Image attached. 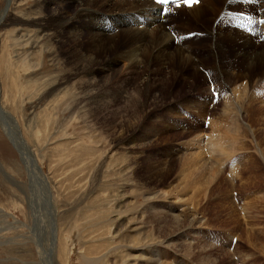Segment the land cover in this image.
<instances>
[{"label": "rangeland", "instance_id": "374dc122", "mask_svg": "<svg viewBox=\"0 0 264 264\" xmlns=\"http://www.w3.org/2000/svg\"><path fill=\"white\" fill-rule=\"evenodd\" d=\"M44 3L0 0V264H85L86 254L101 257L96 264H144L139 245L122 249L112 236L109 219L117 216L114 210L120 218L134 215L142 228L152 224L146 231L152 243L162 238L157 227L169 226L170 233L179 234L183 248L174 250L178 261L169 259L167 264H200L205 254L213 256V264H240L231 256L235 249L252 253L256 264H264V159L258 153L264 152V63L251 69L235 65L232 52L224 54L227 47L232 51L225 35L212 39L217 42L213 51V42L193 30L202 21L177 18L167 20L173 28L169 35L175 43L182 36L196 51V71L177 60L162 68L144 50L146 42L138 45L134 35L117 29L110 36L103 27L106 39L97 40L96 23L103 22L97 20L104 13L71 22L79 25L78 34L81 27L88 28L86 34L81 29L78 40L50 20ZM72 8L63 6L69 16ZM215 13L202 23L207 29L217 27ZM53 24L61 29L53 33ZM258 41L263 55L264 42ZM135 48L142 51V63L127 61ZM256 51L250 46L251 53ZM59 78H66L62 85ZM242 85L247 97L236 105H242V130L234 148L221 157L219 175L207 184L198 173L192 176L184 169L189 154L185 142L210 133L211 117L221 125L219 133L227 135L233 120L222 118L223 105ZM124 120L133 127L126 139L116 127ZM12 131L32 163L22 160L9 142ZM115 192L125 193L121 202L114 200ZM190 228L207 234L206 248H196V230ZM187 246L194 249L196 260L184 257ZM153 249L159 258L165 255L152 246L153 255Z\"/></svg>", "mask_w": 264, "mask_h": 264}, {"label": "bare ground", "instance_id": "6f19581e", "mask_svg": "<svg viewBox=\"0 0 264 264\" xmlns=\"http://www.w3.org/2000/svg\"><path fill=\"white\" fill-rule=\"evenodd\" d=\"M43 2H45L44 3L45 6L48 7V9H49L48 17L50 18V20H52V22H54V23L56 20L57 22L60 23L61 26L64 25L62 27H67L69 37H77V39H78L80 37V34L83 35V33H82L83 31L85 34L87 32L88 28L84 29L83 27H81V29H83V31L81 29H79L80 34H78V32L76 31V28H78L79 25L76 23H71V22L75 21L76 18L82 17L83 20H85V18H87V17L88 18L90 16L94 17V15L96 13L102 12L104 14L101 15V17L97 21H103V22H101V24L99 22L96 23L97 25H99L98 26V32L94 34V36L97 40L101 41V39H106V36H104V35L107 33H105V30H104L105 28L103 29V27H106V29L109 31V35L111 34L110 33L111 30H117L118 29L119 33L122 32L123 35H126L128 37L134 35L135 42L138 45H141L142 43L146 42L147 47L144 50L146 52L148 49L150 50V53H149L150 59H152L156 63V65H161L160 67L163 68L164 65L168 63V61H170V60L176 61L177 60V61L181 62L182 64H184L185 67H188L187 69L189 71L190 70L196 71L195 70L196 66L194 67V65H195L194 64V62H195L194 56H196L195 55L196 51H193V50L191 51V48H189V46L187 47V45L183 41L182 36H180L178 39V42L175 43L174 37H171L169 35V33L172 32L173 28L170 25H168L167 23L174 21V20H177V18L178 19L179 18L180 19L185 18L186 20L193 18L192 20H189V21L191 22V21L195 20V21H199V22L202 21V23H205V21L209 19V16H211L212 14H214L216 12V10H218L216 12L217 14L215 13V15L213 16V20H212V22H214L216 17L221 16L219 18L218 22L217 23L215 22L216 24H218L217 27H214V26H216V25H214L213 27L211 26V28L209 27V29H207L205 26L202 25V23H200L201 26H195L194 27V29H193L194 32L197 33L198 35H202L203 39H209V42H211V43L213 42L212 43L213 44V48H212L213 51H215V48L217 47V44H216L217 42L213 41L212 39L214 37L220 38L219 34H221V33L223 34L222 36L225 35L226 39L229 41L228 46L229 45L231 46L232 51H231L230 47L226 46L228 48V50H225L227 53H224V54L226 56H229V54H231V52H232V55H230V56L233 59V63L235 65L244 64V65H246V68L251 69V68L258 66V63L259 64L264 63L263 62L264 61V57H263L264 54L262 55L263 49L261 48L262 43L260 44L258 41V39H261L264 42V0H252V1L200 0V2L197 5H192L191 8L180 7L177 9H174L172 7H169V6L167 7V9H164L165 8L164 6H160V5L155 4L153 2V0H139V1L138 0H43ZM77 2H79V3L77 4ZM41 6H42V4H41ZM63 6H71V8L73 7L72 8V9H74L73 14L72 15L70 14V16L67 15L65 10L63 9ZM239 6L242 8L238 9ZM203 9H204V12H202L201 13L202 15H201L200 12ZM246 9H251V11H248L246 17L237 16V15H234V13H233L234 11H237V12L247 11ZM183 12H186V14ZM6 13H7V11H6ZM140 19H144L143 23L140 22ZM258 19H260L259 23L257 22ZM167 20H171V21H167ZM104 21H107L109 23V25H108L109 27L106 26ZM114 21L115 22L117 21L118 25H115ZM42 23H43V21H42ZM96 24H94V25H96ZM137 25H141L140 27L142 29L138 28ZM150 25H155V29H152V28L150 29L149 28ZM177 25H178V23H177ZM116 26H118V27H116ZM100 28H102V29H100ZM214 28H216L215 32H214ZM59 29H61V28H59ZM59 29L56 27L54 28V24L51 27V31H53V33L56 30L59 31ZM149 29H150V31L148 32L147 30H149ZM43 30H45V29H43ZM135 30L143 31V33L146 32L147 34H141L140 35L139 33H136L137 31H135ZM50 34H52V33H50ZM50 34H48V35L50 36ZM111 38H113V37H111ZM256 39H257V41H256ZM238 42H240V43H238ZM34 44H36V43H34ZM250 46L254 47L255 49L257 48L260 51H256L255 53H251L250 52ZM183 47L189 49L191 52H189L187 49H185ZM38 48H40V47H38ZM32 49H36V47L32 48ZM138 49L139 48L133 49L134 52L132 51L130 54H132V53H135V54L129 55V57L127 58L128 59L127 61H132L135 63L142 61V59H141L142 51L139 53ZM233 50H234V52H233ZM136 51H137V53H136ZM225 71H226V69H225ZM225 71H219V73H221V75H222L225 73ZM65 80H66V78H59V80L57 81L58 85H60V84L62 85ZM231 83H232V81H231ZM53 94H55V93H53ZM231 94H232V96H229L228 99H226V101L224 102V105H223L224 110L222 111V115H223L222 118L225 121H227V119H230V118H231V120H233V123H231L232 126L229 124V126H227V128L225 129L226 133L228 132L229 135L228 134L227 135H221L219 133L220 131L218 130L221 125L220 126L217 125L216 121L213 120V118L211 117V119H210L211 120L210 121L211 132L210 133H207L206 136H204V135L198 136L196 134L198 131H196V132H194L196 134V136H194V138H192L191 140L189 138L187 140V142H185L186 143L185 146H186L189 154H186V155H188V157L187 158L185 157L186 160L183 163V167H186V168H184V169L187 172H189L192 176H196L198 173L199 177L203 180L205 179L207 184L212 183L214 178H216V176L219 175V169H221L220 168V166H221L220 161L222 160V158H224V155L226 156V152L228 149L232 150L234 148L235 143H237L236 139H238L237 135H239L238 130L239 129L242 130L241 129L242 125L240 126L238 124L239 122H241L239 117L241 114L240 108L242 105L239 108H236V105H237L238 101L241 103L243 101L245 102V100H246L245 98L247 97L246 85H242L240 90H238V89L234 90L231 92ZM152 102H154L156 104L159 101H152ZM243 104H245V103H243ZM137 105H138V107H141L139 103ZM238 105H239V103H238ZM263 106H264V104H263ZM89 109H90V112L93 113L91 106ZM243 110H245V109H243ZM198 115H201L200 117L203 116L202 118L205 117V114L203 115L202 113H199ZM229 115L230 116L232 115V116L230 117ZM137 116H138V114H137ZM222 118H221V120H223ZM256 120H258V119H256ZM220 123H222V122H220ZM227 123H229V122H227ZM109 125L108 126L110 128L115 127L114 126L115 124H113V123L112 124L109 123ZM126 125H128V122L126 123L124 120L121 122L119 121L117 126H116V127L121 128L123 130L122 139H126L127 134L133 129L132 125H130V124L127 126V129L122 128V126H126ZM225 125H224V127H225ZM130 127H132V128H130ZM243 127L245 128V126H243ZM249 127H250V125H249ZM250 129H251V127H250ZM250 129H248V131ZM127 130H128V133H127ZM245 130H246V128H245ZM252 132H253V130H252ZM222 133H224V132H222ZM8 137H9V142L11 143V145H13L16 148V150L18 151L22 160H24L28 164L32 163L30 161L29 156L26 155L25 148H24V146H22L21 141L17 138V135H15L13 132ZM227 138H229V139L227 140ZM215 152L220 157H216ZM206 153H207V156H209L211 158L213 157V159H212L213 162H210L209 160L206 159V156H205ZM258 153H259L261 159L262 158L264 159V152L261 153V150L259 151V149H258ZM226 161H228V160H226ZM217 162H218V165H217ZM234 166H235V164H233L231 166V168ZM227 181H228V179H227ZM118 194H120V193L115 192V195L113 194L115 199L114 198H112V199H114L115 201L117 199L118 202H121V198L123 196H125V193L121 192L120 195H118ZM109 196H110V194H109ZM113 196L111 195L110 197H113ZM106 197H108V196H106ZM250 200H251V198H250ZM255 200H254V202H255ZM115 205L117 206V203ZM114 207L115 206H113V208H112L113 210H114ZM119 209H121V208L119 207ZM242 210L247 211V208L245 207V210L242 208ZM110 211H112V210H110ZM116 211L114 210V213L117 214V216L114 217L115 216L114 215L113 219L112 218L109 219L110 220L109 225H110V227L114 228V231L112 230L114 232V234H112V236H114L115 239H117V241L119 242L118 246L120 248L123 249V248H129V246L133 247V246L139 245L138 248H136V250H141L140 257L143 256L144 264H149V263L150 264H167L166 262L169 259H173L171 262H177L178 261V255L175 252L179 250L178 247L183 248V246L180 245V236L178 233H174V232L170 233L169 232V226L163 228L162 230H161V228L157 227L156 228V234L158 235V237H162V238L160 240L157 239L158 240L157 242L152 243L153 240H148V238H147L148 237L147 233H149V232H146V231H148L149 227L150 228L152 227V224L150 225L148 223L147 226H144L142 228V227H140L141 222L138 220H135L134 215H129L128 218L127 217L120 218V214H118L117 213L118 211L117 212ZM246 211L244 213H246ZM152 213H150V214H152ZM249 215H248V217L244 216V218L246 217L248 219ZM159 219L161 221H164V222L167 221V219L164 216H160ZM172 219H174L175 225H180L177 216L172 215ZM190 230H196V229L190 228ZM149 231H150V229H149ZM196 231H193V233L196 235L193 239H195V241L198 242V244H199V246H196V248L197 249H200V247L206 248L207 243H208L207 242V234L201 233L200 231L199 232L198 231L196 232ZM165 232L170 233V235H166ZM106 236H108V234ZM218 239H220V238H218ZM248 240L251 243L254 240V238L251 237ZM230 242H231V240H230ZM216 243H217V240H216ZM109 244H111V243L108 242L107 245H109ZM107 245L103 244L104 247H107ZM110 246H112V245H109L107 248H109ZM152 246L162 248L163 251L160 249L159 250L161 252H164L165 255H163L162 257L159 258V255L157 256L156 250H154V249H153L154 250V255H153L151 253V250L149 251V249H152ZM146 249L149 252H147ZM159 250L157 249V252ZM174 250H176V251H174ZM185 251H186V254L184 257L191 259L193 256L195 259L196 253H195L194 249H190V247L187 246V248L185 247ZM262 253H264V252H262ZM233 255H235V258L233 257ZM251 255H253V254L251 253ZM251 255L242 253L238 249H235V250H233V253L231 256H232L233 261H235V263L256 264L255 258H253ZM155 256H157L159 258L158 260H161V261H158V260L152 261V259ZM211 257H213L211 254H205V255L200 256V259H199L200 264H213V263H211V260H212ZM228 257H229V255H228ZM100 258L101 257H96V255L93 256L92 258L89 257V255H87V254H86V256L85 255L82 256L83 261L86 262L85 264H96ZM121 258L123 260L124 256ZM215 259H216V257H215ZM246 260H249V262L245 263ZM119 261H121V260H119ZM126 264H133V263L126 262ZM176 264H178V263H176Z\"/></svg>", "mask_w": 264, "mask_h": 264}, {"label": "snow or ice", "instance_id": "6c2138e0", "mask_svg": "<svg viewBox=\"0 0 264 264\" xmlns=\"http://www.w3.org/2000/svg\"><path fill=\"white\" fill-rule=\"evenodd\" d=\"M161 3H167L168 0H160ZM194 2V0H187V3L189 4V6H191V4Z\"/></svg>", "mask_w": 264, "mask_h": 264}]
</instances>
